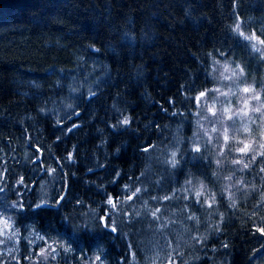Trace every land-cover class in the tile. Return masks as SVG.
I'll return each mask as SVG.
<instances>
[{"label":"trees","instance_id":"obj_1","mask_svg":"<svg viewBox=\"0 0 264 264\" xmlns=\"http://www.w3.org/2000/svg\"><path fill=\"white\" fill-rule=\"evenodd\" d=\"M237 24L264 40V0H0V199L41 264H264V150L200 95L235 61L264 105Z\"/></svg>","mask_w":264,"mask_h":264},{"label":"rangeland","instance_id":"obj_2","mask_svg":"<svg viewBox=\"0 0 264 264\" xmlns=\"http://www.w3.org/2000/svg\"><path fill=\"white\" fill-rule=\"evenodd\" d=\"M253 43L264 52V45L258 44L256 40H253ZM258 53L264 58L261 52ZM215 78H217V88L204 95H210H208L209 101H205L206 114L211 119L213 125L217 124L218 126V130L216 129L215 134L212 135L214 136L213 138L215 139V135L218 133L222 140L226 142L231 136L238 135V140L240 142L243 141L244 145H249V149L255 141H260L261 151H263L264 130L262 131V137L260 136L258 140H256L255 137L256 135L259 137V134L251 131V129L260 131L264 125V105L260 97L259 99L255 98L258 95L255 90L256 88L253 85L245 83L241 73L227 64H223L219 67L218 73H215ZM244 88H249L251 90L249 92H244ZM255 109H260V111H255ZM259 123L261 129H259ZM225 132H227V140L224 138ZM250 137L251 139L247 140ZM41 193L45 195L44 191H41ZM4 199L5 197L0 199V262L7 260L15 261L21 249L22 242H24L23 245L27 247L30 256H34L35 252L38 250L35 259L30 257V264H41L42 261H47L40 260L39 258L41 257L52 256L56 259V250L53 251V249H57L55 244L50 242L48 238L47 240L43 234L33 229L31 223L30 225H26L23 229L26 231L23 232L20 228L16 227L10 211L4 203H2ZM110 206L115 208L111 204ZM5 221H7V226H5ZM101 262V259L97 260L95 258L88 264H103Z\"/></svg>","mask_w":264,"mask_h":264},{"label":"snow or ice","instance_id":"obj_3","mask_svg":"<svg viewBox=\"0 0 264 264\" xmlns=\"http://www.w3.org/2000/svg\"><path fill=\"white\" fill-rule=\"evenodd\" d=\"M234 30L238 33V35L244 37L245 40H248V41L256 40L258 44L264 45V40L259 39V37H257L254 33L251 34V35H245L243 32H241L240 31V24H237L235 26V29ZM252 47H253V49L255 51L261 52V54L264 55V52H262L261 49L256 46V44H253ZM242 71L243 70L241 69V72ZM250 90L251 89H249V88H244L243 89L244 92H249ZM200 95H201V97H203L206 94L205 93H201ZM255 98L256 99H259V96L257 95ZM255 111H260V109H255ZM229 118H231V117H229ZM127 122H128L127 120L124 121V123H127ZM224 138H225V140L228 139L227 132H225V137ZM248 150H249V145L245 144L244 148L240 149L239 151H241V152H247ZM194 151L199 152L200 151V148L199 147H196V148H194ZM261 155H264V153H261ZM173 157H175V153H173ZM177 163H178V161H176L175 159H173V161H172L173 166H175ZM234 163H239V161H234ZM244 167L246 168V167H248V165L245 164ZM261 171H264V169H261ZM188 183L191 184V181H188ZM196 195L199 196V195H201V193L200 192H197ZM108 203L111 204L113 207H115V203L111 199L108 201ZM209 206H211V205H209ZM5 226H7V221H5ZM109 226H110L109 224H107V223L105 224V227H109ZM111 230L113 232H115L116 231V228L114 226H112L111 227ZM260 231H262V233H264V229H261ZM53 251H55V249H53ZM41 254H43V253H41ZM96 259L99 260L100 257L97 256Z\"/></svg>","mask_w":264,"mask_h":264},{"label":"bare ground","instance_id":"obj_4","mask_svg":"<svg viewBox=\"0 0 264 264\" xmlns=\"http://www.w3.org/2000/svg\"><path fill=\"white\" fill-rule=\"evenodd\" d=\"M230 63H231V67L233 66L234 69H235L237 72L241 73V76H242V78H243V77H244V73H245L244 68H243L242 66H240V65H237V63H236L235 61H231ZM221 65H223V64L220 63V62H217V63H214V64H213V67H214V68H213V75H215V73H216V74L218 73V71H219V67H220ZM241 69L243 70L242 72H241Z\"/></svg>","mask_w":264,"mask_h":264}]
</instances>
